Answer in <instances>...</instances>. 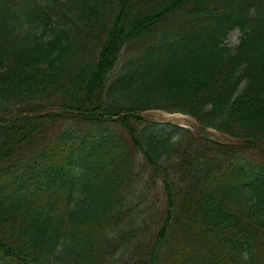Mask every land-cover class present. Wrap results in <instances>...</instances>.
Segmentation results:
<instances>
[{
  "label": "trees",
  "instance_id": "16d2710c",
  "mask_svg": "<svg viewBox=\"0 0 264 264\" xmlns=\"http://www.w3.org/2000/svg\"><path fill=\"white\" fill-rule=\"evenodd\" d=\"M0 264H264V0H0Z\"/></svg>",
  "mask_w": 264,
  "mask_h": 264
},
{
  "label": "rangeland",
  "instance_id": "374dc122",
  "mask_svg": "<svg viewBox=\"0 0 264 264\" xmlns=\"http://www.w3.org/2000/svg\"><path fill=\"white\" fill-rule=\"evenodd\" d=\"M240 32L238 31V29L232 31L229 36H228V40L227 42L231 45H234L238 42V38H239ZM148 119H152L155 120L157 122L160 123H167V122H171L173 124H177V125H185V126H189L190 128L194 127V125L196 124L195 121L188 116L185 115H180V114H168L165 112H160V111H150L144 114ZM210 133H212L213 137H217L220 139H224L223 135H221L220 133L214 131V130H210Z\"/></svg>",
  "mask_w": 264,
  "mask_h": 264
}]
</instances>
